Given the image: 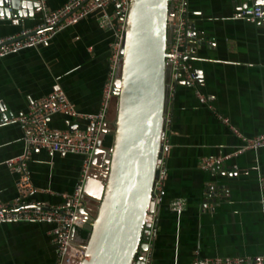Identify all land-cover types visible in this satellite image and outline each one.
<instances>
[{"label":"crops","instance_id":"1","mask_svg":"<svg viewBox=\"0 0 264 264\" xmlns=\"http://www.w3.org/2000/svg\"><path fill=\"white\" fill-rule=\"evenodd\" d=\"M64 1L44 0V4L55 8ZM245 1L247 5L264 3ZM186 4L197 36L206 41L190 42L188 61L196 87L209 96L211 107L199 102L192 86L177 76L166 100L168 147L150 239L157 264H189L194 255L264 253V214L258 200L264 145L226 159L223 168L214 172L197 165L200 156L226 152L241 143L242 137L264 128V17L258 23L239 15L234 0H186ZM106 12L111 13V6ZM100 13L94 10L57 29L44 42L0 56V102L2 110L8 111L0 120V201L16 194V175L4 160L22 151L21 128L13 117L27 109L29 100L60 88L78 112L97 110L111 38L110 29L99 25ZM40 20L38 4L25 7L19 16H0V36ZM217 113L228 123L221 122ZM110 118L108 108L107 127ZM46 121L56 128L87 126L85 118L63 112L50 114ZM107 148L100 140L92 157L95 164L103 161ZM80 162L79 154L32 150L26 160L31 184L27 197L59 202L60 193L72 189ZM213 180L224 188L217 199L203 202V190ZM96 192L97 180L92 179L84 194V206L91 213ZM175 197L184 200L179 214L169 208ZM50 227L37 221H0V264H53ZM85 239L78 227L73 228V243L81 245Z\"/></svg>","mask_w":264,"mask_h":264},{"label":"built area","instance_id":"2","mask_svg":"<svg viewBox=\"0 0 264 264\" xmlns=\"http://www.w3.org/2000/svg\"><path fill=\"white\" fill-rule=\"evenodd\" d=\"M129 0H65L55 8H48L44 0H36L41 9V20L32 27L22 28L15 33L0 36V56L18 49L44 42L57 29L87 15L94 10H101L99 25L111 31L108 42L107 69L101 87L98 108L95 112H78L73 102L60 88L52 89L28 102L27 109L13 117L20 125L23 141L22 151L6 158L5 164L9 171L15 173L16 194L9 201H0V221H37L51 225V241L54 245L53 264H69L72 260H80L83 246L72 242L71 234L75 227L83 223L79 208L84 199V186L91 168L92 156L96 148L98 134L103 126L106 112L112 98L113 80L117 76L126 12ZM239 15L255 21L264 17V3L247 5L245 0H234ZM111 6V13L106 7ZM166 41L164 46V63L168 67L167 97L170 95L174 81L178 75L192 86L194 95L199 102L211 107L209 96L196 87V75L188 61L189 44L199 38L191 27L186 0H166L165 12ZM55 112L69 113L81 116L87 121L86 127L56 128L47 124V118ZM162 135L160 138V155L158 171L151 186L153 206L151 211L143 215L142 223L147 222L148 237L145 248L136 249L132 260L141 256V264H157L152 259L150 239L155 229L154 208L162 187L165 172L164 155L168 143L164 139V129L168 121L165 108ZM223 123H228L225 116L216 114ZM237 132V131H236ZM264 145V128L249 137H242L241 143L230 150L213 156H200L198 167L214 172L224 164L225 160L236 156L246 149H255ZM37 148L48 153H75L81 156L80 167L75 183L70 191L60 193L61 200L48 203L35 201L27 197L31 188L28 177L27 157ZM204 196L209 195L207 189ZM258 200L260 210L264 214V177L258 176ZM217 194V190H214ZM184 200L181 197L172 198L169 208L179 214ZM172 264H176L173 262ZM189 264H264V253L246 255H194Z\"/></svg>","mask_w":264,"mask_h":264},{"label":"water","instance_id":"3","mask_svg":"<svg viewBox=\"0 0 264 264\" xmlns=\"http://www.w3.org/2000/svg\"><path fill=\"white\" fill-rule=\"evenodd\" d=\"M36 5L35 0H0V16H19L25 7ZM165 12L166 0L128 1L119 68L112 86L113 124L107 127L103 123L95 150L104 133L111 134L112 140L103 161H91L83 193L88 194L89 182L97 180V192L92 194L97 203L91 213L83 199L79 208L81 227L88 234L81 244V259L69 264L142 262L141 256L131 258L136 249L146 245L149 224L142 223V219L146 211L152 210L151 186L158 171L168 88V67L163 59ZM191 27L196 34L193 23ZM195 41L206 44L201 36ZM2 109L0 102V120L8 114ZM222 185L213 180L206 186L210 194L202 201L217 199Z\"/></svg>","mask_w":264,"mask_h":264},{"label":"trees","instance_id":"4","mask_svg":"<svg viewBox=\"0 0 264 264\" xmlns=\"http://www.w3.org/2000/svg\"><path fill=\"white\" fill-rule=\"evenodd\" d=\"M111 140H112V135L109 134V133H104L103 136H102V138H101V145L103 147H105V148L106 147H109L110 144H111ZM78 229H79L80 234L83 237L86 238L87 237V234H88V231L86 229L82 228V227H78Z\"/></svg>","mask_w":264,"mask_h":264},{"label":"rangeland","instance_id":"5","mask_svg":"<svg viewBox=\"0 0 264 264\" xmlns=\"http://www.w3.org/2000/svg\"><path fill=\"white\" fill-rule=\"evenodd\" d=\"M109 111H110V115H111L110 126H112V124H113V114H114V101H113L112 98H111L110 104H109Z\"/></svg>","mask_w":264,"mask_h":264}]
</instances>
